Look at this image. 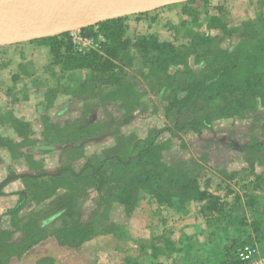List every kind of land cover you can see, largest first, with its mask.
<instances>
[{"label":"trees","instance_id":"trees-1","mask_svg":"<svg viewBox=\"0 0 264 264\" xmlns=\"http://www.w3.org/2000/svg\"><path fill=\"white\" fill-rule=\"evenodd\" d=\"M218 9L219 12L209 16L207 31L191 30L189 41L180 45L151 34L129 40L124 37L126 17L81 30L91 36L95 33L94 28L99 27L106 36L102 52L73 53L68 40L70 32L33 40L49 44L55 62L63 61L65 65H71L70 68L87 71L79 94L73 95L76 101L83 100L85 106L79 117L64 126L50 129L45 125L43 137H36L31 123L12 113L8 124L18 132V138H3L1 146L12 159L25 157L31 171H39L12 173L4 180L21 179L24 188L18 191L17 202L7 211L12 215V228L0 229V264L22 256L35 244L47 246V253L54 246H60L61 250L56 253L54 263L51 258V264H59L65 258L67 264H97L95 257L94 261H89L77 257L78 254L76 258L69 256L88 241L93 244L98 241L95 246H113L118 252L138 243L140 247L152 250L154 260L147 264H164L158 257L175 249L154 246L151 242L141 243L131 231L129 221L125 220L131 219L146 195L159 205L179 212L187 213L194 202L202 204L201 212L214 218L218 223L216 228L221 230L219 233L223 232L222 238H226V241L222 239V243H214L205 249L210 251V257L212 251L215 254L211 264L239 263L238 247L249 242V238L242 240L231 234L241 226L253 228L256 242L264 240V219L253 213L251 220L242 217L236 225L233 211L242 206L241 202L227 206V202L209 190V180L202 181L200 168L165 160L162 156L164 148L157 142L164 130L174 135L178 130L201 133L212 129L216 120L224 118L255 119L264 133V15L258 12L255 18L231 23L222 8ZM63 45L69 53H60ZM136 61L139 63L137 73L164 102L173 127L156 129L145 138H125L119 149L109 155H87L85 146L89 142L113 135L138 114L137 102L141 93L130 70ZM57 91L55 87L47 90L46 110L54 105ZM70 101L67 104L76 102ZM101 107L116 110L110 111L109 118L104 119L96 111ZM30 145L33 151H59L61 164L52 171L40 168L42 163L29 155L31 147L29 152L24 150ZM239 148L256 154L262 150L252 143ZM80 159L83 162L77 168L75 161ZM198 160L203 162L200 159L196 162ZM237 174L234 171L228 176L231 178ZM260 180L264 184V175H260ZM4 181L0 183V197L7 195ZM91 187L97 192L95 197L89 193ZM35 198L39 202L38 208L27 217H18ZM89 201L92 208L85 216ZM18 232L20 237H16ZM165 240L169 243L168 239ZM47 261L44 259V264ZM193 261L192 264H210L205 259ZM123 264L141 263L127 256Z\"/></svg>","mask_w":264,"mask_h":264},{"label":"rangeland","instance_id":"rangeland-1","mask_svg":"<svg viewBox=\"0 0 264 264\" xmlns=\"http://www.w3.org/2000/svg\"><path fill=\"white\" fill-rule=\"evenodd\" d=\"M188 1L164 6L143 14L125 16L126 29L124 37L135 41L140 35L151 34L161 40L172 41L180 45L189 41L191 30L197 32L207 31L208 18L211 14L219 12V7L222 8L231 23H240L249 18H255L258 12L264 15V0ZM14 2L17 1L14 0ZM185 8L188 11H185ZM94 31L95 33L89 37H93L98 46L89 45L86 47L74 43L73 36L69 33L70 38L68 40L72 44L73 53L80 55L93 50L103 51L106 36L98 26L94 28ZM84 35L88 36V34ZM29 46V44L0 46V113L13 110L12 113L15 112L19 117L31 123L36 137H43L42 129L45 128V125H61L79 117L82 113L85 106L83 100L76 101L74 105L69 104L67 106L66 104L70 99V95L79 94V89L74 90L70 84L76 85L78 80L84 76V73H63L62 66H65L63 61L54 62L55 65L52 66L51 61L49 63L45 62L44 53L30 50V48L28 49ZM60 53H69L66 46L63 45L60 48ZM52 57L55 59L54 55ZM137 61L133 66L134 68L132 67L130 70L134 73L135 85L141 93L140 100L137 102V106H139L138 114L134 116L132 121L122 125L113 135L89 142L85 146L87 155L95 153L109 155L119 149L120 143L125 138H145L150 133H154L156 129L173 127V122L166 114L164 102L161 101L155 91L147 87L145 81L137 73L136 69L139 66ZM67 65L71 66L68 63ZM23 68L28 74L21 72ZM14 73H19L20 78L13 79ZM36 84H42V88L38 87L34 90ZM54 87L58 90L57 96L54 105L48 110L50 123H45L33 104L43 101L42 95L47 96V90ZM15 96L19 99L15 100ZM46 99L47 97L44 100ZM63 106L64 109H61ZM97 110L100 117L107 119L108 113L110 111L114 112L116 109L111 110L101 107ZM45 119L46 117H44ZM213 124L212 129H205L201 133L192 130H178L176 135L169 130L161 132L157 142L164 148L162 151L163 158L167 161L170 159L179 161L181 164H186L193 169L200 168L202 181L209 180V190L227 202V206L241 202L242 206L233 211L236 225L237 220L242 217L251 220L253 213L264 219V184L261 180L262 183L259 181L260 175H264V133L260 130L256 120L252 118H224L216 120ZM8 130V123L5 125L0 123V183L8 179L12 173L32 172L25 157L14 160L1 146L4 141L3 137ZM248 143L262 148L261 152L256 154L253 151L240 150V146ZM31 145L24 150L29 152ZM32 147L29 155L42 163L40 168L52 171L61 164L62 155L60 158L59 151L45 153L44 151H33ZM197 159L203 162L199 160L196 162ZM82 162V159L75 161V166L79 168ZM252 164L253 166H250ZM37 171L39 170H33L32 173ZM234 171L238 174L230 178L228 175ZM225 172L226 174H224ZM4 182L6 183L4 191L7 195L0 197V229L12 228L10 225L12 215H9L7 211L17 202L20 196L18 191L24 188L21 179L6 180ZM89 193L92 197L97 195L96 190L92 187L89 189ZM237 197L240 198L237 199ZM36 199L30 200L18 214V217H27L32 210L37 209L39 202ZM250 200H253V203H248ZM201 205V203L194 202L189 206L187 213L179 212L174 208L159 205L152 197L146 195L136 207L131 219L125 220L126 222L129 221L131 231L141 243L150 244L151 242L154 246L175 249V251L161 254L158 257V259L164 260L160 259L164 264H186L183 255L186 250H189L186 248L188 246L193 248L196 255L201 256H196L198 260L209 257L210 259L205 260H209L211 264L215 254L211 250V257H213L211 258L207 256L210 251H205V249L208 244L213 246L214 243H222V239L226 241V238H222L223 232L219 233L218 230L220 229L216 228L218 223L214 221V218L201 212ZM91 208V201H89L85 206V216ZM252 229L249 225L241 226L238 230L235 229L237 231L230 234L238 236L242 240L249 238L247 241L256 242ZM15 234L16 237L21 236L19 232ZM165 239H168L169 243H166ZM96 243L98 241H94V244ZM256 243L264 256V240ZM94 244L92 241H88L78 248V252H71L69 256L76 258L78 254L77 257L80 256V258L89 261H94L96 258L97 264H123L127 256H131L134 262L139 261L141 264H147L154 260L151 248H142L138 243L131 244L121 252L114 251L113 246L100 247ZM202 245H205V247L200 248ZM197 249L198 251L203 249L204 253L202 250L198 252ZM60 250V246H54L50 249V253H47V246L35 244L29 247L22 256L11 258L7 264H44V259L48 260L46 264H51V258L53 259L52 263H54L57 258L56 253ZM214 251L216 250L214 249ZM97 255L98 257H96ZM59 264H67V258Z\"/></svg>","mask_w":264,"mask_h":264},{"label":"water","instance_id":"water-1","mask_svg":"<svg viewBox=\"0 0 264 264\" xmlns=\"http://www.w3.org/2000/svg\"><path fill=\"white\" fill-rule=\"evenodd\" d=\"M187 0H33L0 11V46L59 35Z\"/></svg>","mask_w":264,"mask_h":264},{"label":"crops","instance_id":"crops-1","mask_svg":"<svg viewBox=\"0 0 264 264\" xmlns=\"http://www.w3.org/2000/svg\"><path fill=\"white\" fill-rule=\"evenodd\" d=\"M20 44H29L30 46L28 47V49L30 48V50H36V52H38V53H44V60H45V62L46 63H49V61H51V65L52 66L55 65L54 64L55 59H53V57H52L53 54H52V51H51V46L49 44L34 42L32 40V41H26V42H21V43L12 44V45L13 46H17V45H20ZM12 45H10V46H12ZM47 67H49V66H47ZM62 70H63V73H70V72H78V73L80 72V74L84 73V76L81 77L78 80V82L76 83V85L70 84V86L74 90L75 89L78 90L79 87L82 85L83 80L85 79V76L87 74V71L85 69H77V68L76 69L75 68L70 69V66H66V65L65 66L63 65L62 66ZM21 72L24 73V74H28L27 71L25 70V68H23ZM14 74L15 75H14V78L13 79H16L17 80V79L20 78V74L19 73H14ZM16 74H18V75L16 76ZM41 85L36 84V87H34V90L38 89V87H41L42 88ZM43 91H44V89H43ZM8 93L10 94V92H8ZM42 96L45 99V94H43ZM73 97L74 96L70 95L71 101L69 100L70 101L69 103H73V102L76 101V99H74ZM17 99H19V98L15 96V100H17ZM44 99H43V101L41 100V101H38L37 103H34L33 106L36 107V109H38L40 115L42 116L41 119L43 118V122L45 121V123H50L49 122L50 121V119H49L50 113L45 108V106H46V100H44ZM68 105L69 104H67V106ZM61 109H64V106ZM12 112H13V110H8V111H5L4 113H0V123H2L3 125L9 123V121L11 119L10 117L12 115ZM62 113H63V111H62ZM44 117H46L45 120H44ZM66 123L67 122H65L64 124H61V125H52V124L51 125H48L47 124V125L50 127V129H54L55 127L58 128V127L64 126ZM8 126H9V130H8L7 134L3 138H7L8 137L10 139H12V138L13 139H17L18 138V132L14 128H12V126H10L9 124H8ZM42 130H44V128ZM202 230H204V229H202ZM204 232H206V231L204 230ZM210 246H211V244H208V247L207 248H209ZM186 248L189 249V250H186L185 253H184V255H183L184 258H185V262H186V264H192V262H194L193 260H198L197 257L199 255H196V252L193 250V248H191V246H188ZM200 248H201V246H200ZM201 250L203 252V249H201ZM197 251H198V249H197ZM200 251H198V252H200ZM207 256H210V253H207ZM199 257H201V256H199ZM208 258L209 257H204L203 259H208ZM160 259L161 258H159V260ZM162 261H164V260H162ZM196 263L198 264V262H196Z\"/></svg>","mask_w":264,"mask_h":264},{"label":"built area","instance_id":"built-area-1","mask_svg":"<svg viewBox=\"0 0 264 264\" xmlns=\"http://www.w3.org/2000/svg\"><path fill=\"white\" fill-rule=\"evenodd\" d=\"M74 43L88 47L98 46L93 37L85 36L81 30L71 31ZM100 46V45H99ZM238 264H264V256L261 254L256 242H246L238 248Z\"/></svg>","mask_w":264,"mask_h":264},{"label":"bare ground","instance_id":"bare-ground-1","mask_svg":"<svg viewBox=\"0 0 264 264\" xmlns=\"http://www.w3.org/2000/svg\"><path fill=\"white\" fill-rule=\"evenodd\" d=\"M16 1L17 2H14V0L13 1L12 0H0V11L1 10L4 11L8 7H11V6H23V7H27V6L31 5L32 3H34L33 0H16Z\"/></svg>","mask_w":264,"mask_h":264}]
</instances>
